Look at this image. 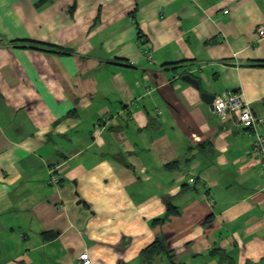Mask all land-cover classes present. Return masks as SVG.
<instances>
[{
    "label": "crops",
    "instance_id": "obj_1",
    "mask_svg": "<svg viewBox=\"0 0 264 264\" xmlns=\"http://www.w3.org/2000/svg\"><path fill=\"white\" fill-rule=\"evenodd\" d=\"M261 25L264 0H0V264H264L255 133L202 96L264 117Z\"/></svg>",
    "mask_w": 264,
    "mask_h": 264
},
{
    "label": "built area",
    "instance_id": "obj_2",
    "mask_svg": "<svg viewBox=\"0 0 264 264\" xmlns=\"http://www.w3.org/2000/svg\"><path fill=\"white\" fill-rule=\"evenodd\" d=\"M228 12V10H226ZM258 33L261 38L264 37V25L258 28ZM148 52V51H147ZM1 58V57H0ZM217 115L223 120H227L231 115L238 114L239 122L246 128L251 129L255 133L252 151L257 161L260 163L261 171L264 173V132L259 130V125L264 122V117L256 115L243 95L239 92L225 91L218 95L214 101ZM195 181L194 178L191 179ZM51 182L58 184L60 179L52 175ZM79 259L83 264H92L90 254L85 250Z\"/></svg>",
    "mask_w": 264,
    "mask_h": 264
},
{
    "label": "trees",
    "instance_id": "obj_3",
    "mask_svg": "<svg viewBox=\"0 0 264 264\" xmlns=\"http://www.w3.org/2000/svg\"><path fill=\"white\" fill-rule=\"evenodd\" d=\"M27 46L35 49H41V48H37L36 44L30 42L29 45ZM58 48L56 46L53 47L49 46L48 48H43V50L53 53L58 52L59 50H63ZM252 66L264 67V60L253 61ZM173 211H174V207H169L168 214L170 215ZM162 252L168 254L170 259H173V252L169 250L166 242L163 239H157L154 243H152L147 249L143 251V255L147 258H150Z\"/></svg>",
    "mask_w": 264,
    "mask_h": 264
},
{
    "label": "water",
    "instance_id": "obj_4",
    "mask_svg": "<svg viewBox=\"0 0 264 264\" xmlns=\"http://www.w3.org/2000/svg\"><path fill=\"white\" fill-rule=\"evenodd\" d=\"M183 80L188 81L190 83H192L193 85H195L196 87H201L200 82L198 79H196L195 77L191 76V75H184L183 76ZM203 99H205V101L210 104L213 105L214 104V100H215V95H211L207 92H203L202 93Z\"/></svg>",
    "mask_w": 264,
    "mask_h": 264
},
{
    "label": "bare ground",
    "instance_id": "obj_5",
    "mask_svg": "<svg viewBox=\"0 0 264 264\" xmlns=\"http://www.w3.org/2000/svg\"><path fill=\"white\" fill-rule=\"evenodd\" d=\"M190 182H191V183H194L195 181H194V182H192V181L190 180Z\"/></svg>",
    "mask_w": 264,
    "mask_h": 264
},
{
    "label": "clouds",
    "instance_id": "obj_6",
    "mask_svg": "<svg viewBox=\"0 0 264 264\" xmlns=\"http://www.w3.org/2000/svg\"><path fill=\"white\" fill-rule=\"evenodd\" d=\"M215 101V100H214Z\"/></svg>",
    "mask_w": 264,
    "mask_h": 264
}]
</instances>
